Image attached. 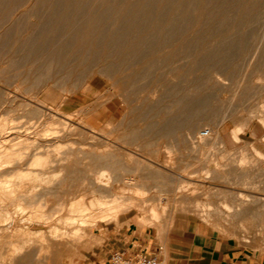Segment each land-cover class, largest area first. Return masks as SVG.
Segmentation results:
<instances>
[{
    "label": "rangeland",
    "instance_id": "rangeland-1",
    "mask_svg": "<svg viewBox=\"0 0 264 264\" xmlns=\"http://www.w3.org/2000/svg\"><path fill=\"white\" fill-rule=\"evenodd\" d=\"M0 13V124L6 118L18 124L8 123L5 132L0 129V140L34 144L28 157L10 166L25 169L35 154L42 156L58 143L61 151L76 154L72 159L78 160L75 169L81 172L46 200L51 205L73 194L91 202L90 193L79 186L92 160L80 152L97 155L111 149L117 165L107 180L113 182L110 191L135 201L133 208L128 202L127 213L109 217L111 222L83 225L91 239L74 249L59 250V243L52 241L54 249L43 264H107L116 253L112 251L116 235L134 228L159 229L162 240L166 233L201 227L231 244L264 254V0H0ZM172 20L176 25L170 24ZM33 42L35 46L46 43V50L35 49ZM54 47L66 49L64 56ZM73 48L78 56L68 55ZM216 72L223 78L225 92L221 85L205 82ZM177 90L190 111L174 108L181 93ZM189 119L193 134L182 128L161 138L163 130L185 127ZM149 123L158 125L150 137L138 145L131 143L130 136L145 132ZM51 124L60 130L64 128L60 125L69 127L66 136L55 138L48 129ZM71 128H76L75 134L68 133ZM205 130L219 135L221 143L212 138L197 140ZM171 142L170 156L166 144ZM128 154H133L132 160L126 159ZM243 157L254 166L246 164L252 168L238 171ZM241 195L251 200L243 209L250 214L245 218L234 211L243 202ZM196 202L200 209L210 204L222 214L205 219L196 214ZM144 206L155 207L165 217L153 226L147 224ZM10 210L15 229L45 228L29 225L28 215ZM25 262L37 264L33 259H18L14 264Z\"/></svg>",
    "mask_w": 264,
    "mask_h": 264
},
{
    "label": "bare ground",
    "instance_id": "bare-ground-1",
    "mask_svg": "<svg viewBox=\"0 0 264 264\" xmlns=\"http://www.w3.org/2000/svg\"><path fill=\"white\" fill-rule=\"evenodd\" d=\"M147 5V4H146ZM211 5V4H210ZM163 6V5H162ZM154 7V6H153ZM156 7V6H155ZM154 7V9H156ZM257 7V6H256ZM33 8V7H32ZM52 8V7H50ZM161 8V7H160ZM210 8V7H209ZM132 9V8H131ZM213 9V8H212ZM257 11V10H256ZM1 14V13H0ZM209 17V15H208ZM6 18V17H5ZM69 19V18H68ZM161 19V18H160ZM2 20V19H1ZM157 22V21H156ZM48 23V22H47ZM176 22H174L173 20L170 22L171 25H174ZM180 23V22H179ZM144 24V23H143ZM245 24V23H244ZM158 25V24H157ZM176 25V24H175ZM101 26V25H100ZM128 27V26H127ZM180 27V26H179ZM23 28V27H22ZM60 28V27H59ZM142 28V27H141ZM172 28V27H171ZM175 28V27H174ZM44 29V28H43ZM94 29V28H93ZM177 29V28H176ZM221 29V28H220ZM225 29V28H224ZM223 30V29H222ZM178 31V30H177ZM222 32V31H221ZM213 33V32H212ZM223 33V32H222ZM34 34V33H33ZM38 35V34H37ZM94 36V35H93ZM101 36V35H99ZM95 37V36H94ZM113 37V36H112ZM165 37V36H164ZM84 38V36H83ZM86 38V36H85ZM15 39V38H14ZM104 39V38H103ZM124 39V38H123ZM41 42H43L42 40H40ZM20 42V41H19ZM26 42V41H24ZM122 42V41H121ZM120 42V43H121ZM198 42V41H195ZM194 42V43H195ZM34 43V42H33ZM48 43V42H47ZM102 43V42H100ZM112 43V42H111ZM37 43H34V46ZM46 44V43H45ZM45 44H40L38 46H35V49L40 50L41 52L44 50H46L47 47H44ZM58 44V43H56ZM114 44V43H113ZM127 44V43H126ZM28 45V44H27ZM44 45V46H43ZM99 45V44H98ZM101 45V44H100ZM99 45V46H100ZM119 45V44H118ZM121 45V44H120ZM123 45V44H122ZM33 46V48H34ZM58 46V45H57ZM67 46V45H66ZM77 46V45H76ZM80 46V45H79ZM95 46V45H94ZM203 46V45H202ZM15 47V46H14ZM31 47V46H30ZM68 47V46H67ZM66 47V48H67ZM73 47V46H72ZM97 47V46H95ZM32 48V47H31ZM55 48V47H54ZM71 48V47H70ZM137 48V47H136ZM44 49V50H43ZM61 49V48H60ZM75 48L69 50L68 55H76ZM92 48L90 47V50ZM56 52L60 51L58 49L55 48ZM54 50V51H55ZM66 49H63L62 51L64 52ZM81 50V49H80ZM130 50V49H129ZM133 50V49H132ZM36 51V50H35ZM53 51V52H54ZM62 51H60V56L65 53H63ZM82 51V50H81ZM88 51V50H87ZM131 51V50H130ZM135 51V50H134ZM33 52V51H32ZM50 51H48L49 53ZM51 51V53H53ZM62 52V53H61ZM90 52V51H88ZM17 53V52H16ZM36 52H34L35 54ZM46 53V52H45ZM59 53V52H58ZM128 53V51H127ZM30 56L31 54L28 53ZM38 54V52L36 53ZM35 54V55H36ZM40 54V53H39ZM67 54V52H66ZM21 55V54H20ZM32 54V56H35ZM41 55V54H40ZM39 55V56H40ZM47 55V53H46ZM45 55V56H46ZM52 55V54H51ZM48 55V56H51ZM55 56H58L56 54H54ZM53 55V57H54ZM73 55V56H74ZM37 56V55H36ZM35 56V57H36ZM37 56V57H39ZM58 56V57H60ZM67 56V55H66ZM68 56V57H69ZM41 57V56H40ZM52 57V56H51ZM50 57V59L52 60V58ZM55 58V57H54ZM64 58V57H61ZM67 58V57H65ZM64 58V60H65ZM40 59V58H39ZM49 58L47 57V60ZM80 59V58H79ZM38 60V58L36 59ZM70 60V58H69ZM69 60L67 59L66 61ZM77 61V59H75ZM74 60V63H75ZM84 60V59H83ZM66 61H64L66 63ZM72 61V60H71ZM54 62V61H53ZM63 62V63H64ZM56 63V61H55ZM59 62H57L58 64ZM67 63V64H68ZM73 63V61H72ZM71 63V65H72ZM77 63V62H76ZM79 66L82 65V63H77ZM53 65V64H52ZM51 65V66H52ZM60 65V64H59ZM62 65V64H61ZM70 65V66H71ZM112 65V64H111ZM73 66V65H72ZM61 68H63L62 66H60ZM88 67V66H87ZM71 68V67H70ZM74 68V66H73ZM85 68V67H84ZM12 69V68H11ZM48 69V68H47ZM57 69V68H56ZM59 70V69H58ZM62 70V69H61ZM120 70V69H119ZM226 70V69H225ZM63 71V70H62ZM104 71V69L102 70ZM110 70H107V72ZM114 71V70H113ZM116 71V70H115ZM210 71V70H209ZM5 73H7L5 71ZM86 73V72H85ZM99 73V72H98ZM212 73V72H211ZM89 74V73H88ZM101 74V73H100ZM106 74V73H105ZM70 76V75H69ZM210 76L212 77V74H210ZM209 76V77H210ZM68 78V76H67ZM11 79V78H10ZM208 79V78H207ZM67 80V79H66ZM10 81V80H9ZM198 82V81H197ZM205 82H207L208 84H215L216 85H221V91L222 89L224 90L226 87H224V83H223V78L221 77V74L216 72V74H214V76L212 78H209L208 80H206ZM225 82V81H224ZM78 85V84H77ZM206 87V86H205ZM208 87V86H207ZM219 87V86H218ZM74 88V87H73ZM200 88V87H199ZM204 88V87H203ZM231 89V88H230ZM203 90V89H202ZM212 90V89H211ZM178 93H180L181 91L177 90ZM226 90H224L223 92H225ZM216 92V91H215ZM218 92V90H217ZM222 93V92H221ZM173 94V93H172ZM176 95V92H175ZM174 95V96H175ZM190 95V94H189ZM207 96V95H206ZM129 97V96H128ZM127 97V98H128ZM173 97V96H172ZM210 97V96H209ZM213 97V96H212ZM208 98V97H207ZM206 99V98H205ZM209 99V98H208ZM168 100V99H167ZM4 101V100H3ZM163 101V100H162ZM189 101V100H188ZM202 101V100H201ZM186 100H183V93L181 92L180 94H178L175 98V106L174 108H176V110L179 109L181 110V108H185L187 110L190 111V106L185 103ZM23 104L25 102H22ZM174 103V102H173ZM151 105V104H150ZM149 105V106H150ZM191 105V104H190ZM27 106V104H26ZM20 107V106H19ZM22 107V104H21ZM29 107V106H27ZM159 107V106H158ZM193 108V107H192ZM204 108V106H203ZM209 108V107H208ZM16 109V108H15ZM171 108H169L170 110ZM183 109V110H185ZM206 109V108H205ZM204 109V110H205ZM207 110V109H206ZM153 111V110H152ZM14 112V111H13ZM12 112V113H13ZM135 112V111H134ZM177 112V113H178ZM183 115L185 112L187 111H182ZM181 112V113H182ZM198 112V111H197ZM209 112V111H208ZM5 113V112H4ZM161 114V112H158V114ZM190 113V112H189ZM200 113V112H199ZM197 113L196 116L198 117L200 114ZM207 113V112H206ZM159 114V115H160ZM14 115V113H13ZM16 115V114H15ZM179 115V114H178ZM182 116V114H180ZM179 115V117H180ZM187 115V114H186ZM202 115V114H201ZM200 115V116H201ZM150 116V115H149ZM189 117L190 114L188 115ZM193 116V115H192ZM195 116V115H194ZM195 116V117H196ZM205 116V115H204ZM147 117V116H145ZM144 117V119H145ZM177 117V118H179ZM196 117V118H197ZM208 117V116H207ZM53 118V117H52ZM149 117H147V120ZM152 118V117H151ZM156 118V117H155ZM184 118V117H183ZM186 118V117H185ZM7 119V118H6ZM2 120V123L0 124V129L2 131H6L8 130L6 128V126L9 124L12 125H16L17 123H15L13 119L9 120ZM180 119V118H179ZM178 119V121H179ZM188 119V118H186ZM205 119V118H204ZM32 120V119H31ZM55 120V119H54ZM146 120V119H145ZM152 120V119H151ZM181 120V119H180ZM263 120V119H262ZM39 121V120H38ZM49 121V120H48ZM142 121V120H141ZM153 121V120H152ZM188 120H185V122H187ZM190 121V119H189ZM36 122V121H35ZM46 122V121H45ZM168 120H167V124H168ZM176 122V121H175ZM173 122V123H175ZM14 123V124H13ZM33 122H31L32 125ZM49 123V122H48ZM152 123H155L152 122ZM162 123V122H161ZM165 123V122H163ZM170 123V122H169ZM178 123V122H177ZM182 123V122H181ZM184 123V122H183ZM188 123V122H187ZM28 124V123H27ZM171 124V123H170ZM180 124V122L178 123ZM185 124V123H184ZM264 124V122H263ZM18 125V124H17ZM16 125V126H17ZM30 125V126H31ZM34 125V123H33ZM50 125V124H49ZM157 125L156 124H150L146 127V131L142 132L140 134H135L132 135V137L130 136V139L132 138V141L130 140L131 143H133L135 145V143L138 145L139 142H143L146 138L150 137V131L154 128V126ZM198 125V124H197ZM11 126V125H10ZM29 126V127H30ZM60 126H64V128L62 130L58 129L59 125H52L50 126L49 131L51 133H53V136L55 138H63L66 136V130L67 128L69 129V127H67L65 124L64 125H60ZM132 126V125H131ZM146 126V125H145ZM196 126V125H195ZM19 127V126H18ZM27 126V130H29V128ZM37 127H38V123H37ZM158 127V125H157ZM16 128V127H14ZM33 128V126L31 127ZM156 128V126H155ZM163 129V127H161ZM169 128V127H166ZM182 128L187 129L188 133H191L190 128H191V121L188 124H185V127L183 124L177 125L176 127H174V129H170L168 131H165L163 133H161V138L165 139L166 137H169L170 135H174L175 133L177 134V132L181 131ZM11 130V127L9 128ZM35 129V128H33ZM38 129V128H37ZM0 130V131H1ZM31 130V129H30ZM166 130V129H165ZM194 130V128H193ZM47 131V130H46ZM69 131V130H68ZM140 131V130H139ZM3 132V133H4ZM8 132V131H7ZM10 133H12L11 131H9ZM29 132V131H28ZM49 132V133H50ZM141 132V131H140ZM9 133V134H10ZM39 133V132H38ZM70 135L75 134L76 133V128H71V130L68 132ZM138 133V132H137ZM197 133V132H196ZM202 133V132H201ZM201 133H199V135L197 136V140L202 141V140H211L214 139L215 142L217 143H221L220 142V136H215V135H211L207 138H203L201 136ZM41 134V133H40ZM94 134V133H93ZM193 134V132L191 133ZM218 134V133H217ZM237 134L235 135V139H237ZM15 135V134H14ZM13 135V136H14ZM51 135V134H50ZM77 135V134H76ZM17 136V135H16ZM39 136V135H38ZM158 136V135H157ZM18 137V136H17ZM16 137V138H17ZM21 137V136H20ZM51 137V136H50ZM53 137V138H54ZM73 137V136H72ZM84 137V135H83ZM92 137V136H91ZM172 137V136H171ZM175 137V136H174ZM173 137V138H174ZM40 138V136H39ZM54 138V139H55ZM85 138V137H84ZM180 138V136H179ZM188 138V136H187ZM194 138V137H193ZM6 139V138H5ZM35 139V138H34ZM93 139V138H92ZM176 139V138H175ZM189 139V138H188ZM10 140V139H9ZM9 140L7 141L8 144H12L11 142L9 143ZM96 140V139H95ZM155 140V139H154ZM169 140V139H168ZM176 140L179 141V139L177 138ZM191 140V139H190ZM0 221H3L4 224L5 222H8V226L4 227L1 226L2 224L0 223V264H14L18 259H21L23 261H28L30 259H33L37 262V264H43V258L46 257V255L50 252V250L53 248V242L52 241H57V243H59L60 246L59 250H61L63 247L64 248H70V249H74L77 246L82 245L85 241L91 239L89 234L85 231V227L83 225H87L90 223L91 224H96L97 222H104V220L109 221L110 218H117L120 215H123L125 212L127 213L128 207L130 206L128 204V202L131 203V206L133 208V203L135 202L134 200H126L122 197H119L116 194H113L110 190V183H107V180H111L113 175V171L115 170V167L117 165V161L116 158L114 156H112L113 152H109L106 151L105 153H97V155H93L92 153H85L82 151L80 152V154L84 155L85 158H90L92 160V163L87 167L86 172H85V178H83V182L82 185L79 186L81 187L85 192L90 193L91 195V202H87L88 200L86 199L85 196L83 197H76L73 196V194H71L72 197H70L69 199L65 198L66 201H62V202H58L51 204L49 200L47 199V196H53L55 193V190H57V188H64V186H66L65 184L67 182H69L70 179H74V177H76L80 172H78L77 169H75L76 165L79 164L78 160H73L72 157H74L76 154H74L73 152H71V150L68 152H63L61 151L62 147L61 145H59L57 143V146L54 145H50V147H54L53 150H47L46 149V153H44L42 156L35 154V158L31 161V163L25 167V169L20 167H12L10 166L11 164H14L13 162H18L21 163L26 157H28L29 155V151L30 149L33 147L34 144L23 140L20 144H12L11 147L7 146V142H5L6 140H3V138L0 140ZM4 141V142H2ZM19 141V140H18ZM125 141V139H124ZM146 141V140H145ZM176 141V142H178ZM13 142V140H12ZM17 142V141H16ZM20 142V141H19ZM58 142V141H57ZM95 142V141H93ZM122 142V141H121ZM128 142V141H127ZM14 143V142H13ZM56 143V142H55ZM123 143V142H122ZM125 143V142H124ZM202 143V142H201ZM37 144V143H36ZM45 144V143H44ZM64 144V143H63ZM126 144V143H125ZM156 144V143H154ZM160 144V143H159ZM165 144V143H164ZM216 144V143H215ZM40 145V144H38ZM129 145V144H128ZM132 145V144H130ZM144 145V144H143ZM173 142H171L170 144H166V150L171 154L174 152V149H172L173 147ZM214 145V144H213ZM148 146V144L146 145ZM145 146V147H146ZM152 146V145H151ZM100 147V146H99ZM107 147V146H106ZM44 148V147H43ZM49 148V147H47ZM67 148V147H66ZM88 148V147H87ZM113 148V147H112ZM149 148V147H148ZM85 149V148H84ZM96 149V148H95ZM99 149V148H97ZM96 149V151H98ZM39 150V149H38ZM107 150V148H106ZM172 150V151H171ZM74 151V150H73ZM112 151V150H111ZM114 151V150H113ZM89 152V151H88ZM94 152V151H92ZM42 153V152H41ZM93 155V157H92ZM173 155V154H172ZM180 155V154H179ZM59 156H62V158L60 160H58ZM122 157V156H121ZM127 160H132L133 159V154H128L126 156ZM171 159V158H170ZM126 160V161H127ZM243 162H239L238 163V167L240 168L238 171H240L242 168H248L252 166H249L250 164L254 166L253 162H250L249 158L247 157H243V159L241 158L240 161ZM135 161V160H134ZM86 162V161H85ZM90 162V161H89ZM132 162V161H131ZM246 164L247 165L246 167ZM129 165V164H128ZM139 167V166H138ZM95 168V169H94ZM128 168V167H127ZM130 170V169H129ZM245 170V169H244ZM253 170V169H252ZM251 170V171H252ZM184 171V170H183ZM250 171V172H251ZM131 172V171H129ZM138 172V170L136 171ZM134 172V174L136 173ZM145 172V170H144ZM162 173V172H160ZM230 173V172H229ZM244 173V172H243ZM248 173V172H247ZM183 174V173H182ZM140 175V174H139ZM175 175V174H174ZM162 176V175H161ZM177 176V175H176ZM249 176V175H248ZM167 177V176H166ZM180 177V176H179ZM241 177V176H240ZM247 177V176H246ZM122 178V177H121ZM154 178V177H153ZM160 178V177H159ZM168 178V177H167ZM177 178V177H176ZM252 178V177H251ZM170 179V178H169ZM247 179V178H246ZM77 180V179H75ZM156 180V179H155ZM250 180V179H249ZM113 181V180H112ZM121 180H119L120 182ZM75 182V181H74ZM142 182V181H141ZM146 182V181H145ZM144 182V183H145ZM155 182V181H154ZM250 181H248L249 183ZM72 183V182H71ZM70 183V184H71ZM113 183V182H112ZM111 183V184H112ZM115 183V182H114ZM154 183H152L153 185ZM144 184H142L143 186ZM150 185V184H149ZM186 185V184H185ZM246 185V184H245ZM173 186V185H172ZM253 186V185H252ZM251 186V188H252ZM67 187V186H66ZM144 187V186H143ZM174 187V186H173ZM186 187V186H183ZM183 187H181V189H183ZM250 187V186H249ZM65 189V188H64ZM70 189V188H69ZM71 190V189H70ZM140 190V189H139ZM185 190V189H184ZM61 191V190H59ZM67 191V189H66ZM79 191V190H78ZM146 191V189H145ZM62 192V191H61ZM82 194V193H81ZM224 194V193H223ZM77 195V194H76ZM227 197H228V193H227ZM239 199H241L243 202L238 204L237 203V207L234 210L235 212H237L238 214H242V216L245 218L248 215H250L248 212L244 211V207L245 210L247 209L246 206V202H251V200H249V196H238ZM49 199V198H48ZM55 199V198H53ZM134 201V202H133ZM52 203V202H51ZM225 203V202H224ZM188 204V203H187ZM191 204V203H190ZM193 204V203H192ZM200 203L196 202L195 205V212L197 215H200L201 217L205 218V219H212L215 216H218V212H221L219 210H212L211 205L209 204V206L207 205L206 207H210L208 209L203 208L200 209L202 206ZM250 204V203H249ZM144 205V203H143ZM225 205H227L225 203ZM230 205V203H229ZM234 205V203H233ZM231 205V206H233ZM155 206V205H153ZM201 206V207H200ZM194 206H192L191 208H193ZM227 207V206H225ZM145 211H147V214L149 213V215L145 218V222L151 226H153L154 224L157 223V221L159 219H161L162 214L159 210H157L155 207L152 208H146V206L143 207ZM231 208V207H230ZM252 208V207H251ZM15 212V214L20 213L22 214V216L28 215V222L29 225L31 224H39V225H43L45 228L40 229V230H36L32 227H26V228H21V227H17L15 229V226H13L16 221L13 217V215L11 214V210ZM130 209V208H129ZM142 209V208H141ZM206 209V210H205ZM233 209V207L231 208ZM253 209V208H252ZM185 210V209H184ZM192 210V209H191ZM228 210V209H227ZM167 211V210H166ZM225 211V210H224ZM230 211V209H229ZM249 211V210H248ZM11 212V213H10ZM13 212V213H14ZM143 212V211H142ZM160 212V213H159ZM163 212V211H162ZM187 212V210H186ZM250 212V211H249ZM264 212V211H263ZM145 213V212H144ZM165 213V212H164ZM206 213V214H205ZM233 213V210L232 212ZM229 213V214H230ZM160 214V215H159ZM222 214V212H221ZM146 215V214H145ZM165 217V216H164ZM163 217V218H164ZM251 217V216H250ZM162 218V220H163ZM221 218V217H220ZM236 219V217H235ZM253 219V218H252ZM244 220V219H243ZM176 221V220H175ZM213 221V220H212ZM216 219L213 221L215 222ZM235 221V220H234ZM251 221V219H250ZM111 222V220H110ZM162 222V221H161ZM249 222V221H247ZM219 223V222H217ZM17 224V223H16ZM97 225V224H96ZM163 225H165L163 223ZM242 225V224H241ZM93 226V225H92ZM221 228V225H219ZM230 226V225H229ZM251 226V225H250ZM162 227V226H160ZM87 228V227H86ZM165 228V227H163ZM249 228V227H248ZM245 231V230H244ZM54 249V248H53ZM56 250V249H55ZM49 256V255H48ZM20 261V260H19ZM45 261V260H44ZM23 263V262H22ZM45 263V262H44ZM26 264V262H25ZM46 264H48V262L46 261Z\"/></svg>",
    "mask_w": 264,
    "mask_h": 264
},
{
    "label": "crops",
    "instance_id": "crops-1",
    "mask_svg": "<svg viewBox=\"0 0 264 264\" xmlns=\"http://www.w3.org/2000/svg\"><path fill=\"white\" fill-rule=\"evenodd\" d=\"M158 231L134 228L116 235L112 251L124 253L127 260L139 253L156 254L161 264H264V254L231 244L201 227L166 233L162 240Z\"/></svg>",
    "mask_w": 264,
    "mask_h": 264
},
{
    "label": "built area",
    "instance_id": "built-area-1",
    "mask_svg": "<svg viewBox=\"0 0 264 264\" xmlns=\"http://www.w3.org/2000/svg\"><path fill=\"white\" fill-rule=\"evenodd\" d=\"M201 136L207 138L210 136V131H202ZM161 264L159 257L156 254L139 253L132 255L129 260L125 258L124 253L116 252L109 260V264Z\"/></svg>",
    "mask_w": 264,
    "mask_h": 264
}]
</instances>
